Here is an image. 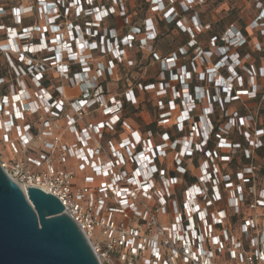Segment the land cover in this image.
I'll return each mask as SVG.
<instances>
[{"label": "built area", "instance_id": "1", "mask_svg": "<svg viewBox=\"0 0 264 264\" xmlns=\"http://www.w3.org/2000/svg\"><path fill=\"white\" fill-rule=\"evenodd\" d=\"M145 1L148 14L136 21L133 0H36L12 9L11 24H0V55L10 72L0 75V131L20 158L1 166L22 190L56 197L99 264H264V162L256 155L264 150L258 84L264 57L255 65L250 53L237 51L248 37L233 25L204 49L198 37L210 25L200 22L198 9L205 0ZM253 1L259 12L249 29L264 35V0ZM70 9L72 21L65 22ZM5 13L0 8V18ZM34 16L41 23H25ZM115 19L120 29L109 26ZM158 21L185 34L186 44L167 56L157 52ZM254 45L264 55V44ZM133 49L142 56L139 64L128 58ZM143 59L158 64L150 79ZM121 66L141 75L120 96L107 98L103 81L113 76L115 82ZM66 88L78 92L67 97ZM149 92L157 125L172 123L183 137L163 132L155 143L122 120L124 104L135 106ZM258 94L251 112L246 102ZM203 102L208 106L200 108ZM235 102L244 113L231 107ZM215 108L224 111L216 129ZM93 111L104 120L85 123ZM30 117L39 119L38 128ZM118 126L126 140L102 146L103 133ZM240 154L246 162L235 161ZM69 158L79 164V180L64 165L54 166ZM165 215L169 221L160 223ZM95 229L102 241L93 240Z\"/></svg>", "mask_w": 264, "mask_h": 264}, {"label": "rangeland", "instance_id": "2", "mask_svg": "<svg viewBox=\"0 0 264 264\" xmlns=\"http://www.w3.org/2000/svg\"><path fill=\"white\" fill-rule=\"evenodd\" d=\"M36 0H0V8L4 9L6 11L5 15L1 16L0 18V24H11L12 22V18L10 17V12H12V9L15 7H18L19 5H23V6H27L30 4H34ZM52 1V0H51ZM99 2H105V0H98ZM144 3V1L142 0H133L132 3H130V7H131V15L133 17V19L136 20H140L141 17L147 15V10L144 9L142 5ZM141 8V9H140ZM203 9L205 11L206 15V19L208 20H212V14L216 15V22L213 23L211 25V29L212 32L215 33H222L224 31V29L227 27H229L230 22H236L239 28L242 32H244L246 34V36L248 37V47L247 49L252 50L253 52H255V45L254 43L258 42L261 46L264 44V35H261V29L257 28V29H253L250 30V32L248 31L249 28V24L252 21L251 18L255 16V14L257 13V9L255 7V4L253 2V0H206ZM137 15H133L135 13ZM65 22H70L72 21V11L71 9L67 12V16L65 17ZM219 20V21H218ZM36 21L37 23H41L40 20H38V17L36 18V16H34V20H26L25 23H30V22H34ZM207 21V20H205ZM110 23V22H109ZM233 25V24H232ZM234 26V25H233ZM236 27V26H235ZM264 28V27H261ZM169 33L163 31L162 35L160 36V40L162 38H164L165 36H167ZM2 33L0 32V40L2 39ZM255 38H257V40H255ZM169 39L159 43L158 45H156V49L158 51H163V50H168V49H172V46L169 44ZM171 42V41H170ZM172 43L176 46V41H172ZM203 46L205 47V49H210L207 45L206 42H203ZM174 47V46H173ZM246 49V48H244ZM133 53L135 54L133 55V57L130 58V54L128 55L129 59H135L139 64V60L140 58H142V56H140V54H137V49H133L132 50ZM211 52H213V54H215L214 50H211ZM256 53V52H255ZM257 54V53H256ZM146 55V53H145ZM264 57V55L262 56ZM108 57H104V60H107ZM99 60H101V58H99ZM258 61L255 63L256 65H260V60L257 59ZM143 62H146L145 59H143ZM249 63L253 62V59L248 61ZM146 63H144L145 65ZM147 79H150V75H152L151 72H153L154 68H151V70L149 71V67H147ZM124 69V70H123ZM141 69L139 68H127L124 66H121L119 68V70L117 71V79L114 82L115 77L112 76V79L107 78L106 80L103 81V86L105 88V92L107 95V98L111 97V96H120L122 91L124 89H126L127 84H134V82L136 80L139 79L141 72ZM9 69L6 66V62L4 61V58L2 55H0V75H3L5 77H9L10 75ZM153 74H155V72H153ZM126 79L129 80L126 81ZM146 79V80H147ZM55 81H53L52 83H54ZM258 84H260L261 86V91H264V78L262 79H258ZM210 88V91L213 92L212 88ZM78 90L74 89V90H68L67 91V97L77 93ZM76 97V95L74 96ZM241 102H235L231 105V107H235V108H243V106L241 105ZM246 105L248 106V109L253 112L257 105H258V100L256 101H249L246 102ZM204 106H208L207 102H203L200 104V108L204 107ZM262 106V104H261ZM229 109V108H228ZM200 111V110H199ZM157 112L158 110L156 109V98L154 97L153 92H149L143 95V97H141L140 101L138 102L137 105H135L134 108L132 107H128V106H124L123 108V119L124 121H126L131 128L133 129H137L139 130L143 135H147L149 138L152 139L153 142L155 143H160L162 142L161 140V132L165 131L167 127H161L157 125ZM179 115V113H174L173 118L171 121H174L175 118ZM224 115V111L221 108L216 109L215 108V113L212 116V119L215 120V122L217 123L218 127H223V123H224V119L222 118ZM104 118L102 116H100V112L99 111H93L90 112L87 117H85L84 121L85 123H98L99 121H103ZM27 122L30 123L31 125H33L35 128L39 127V119L37 117H30L27 118ZM64 121H60L61 125H64ZM200 125L202 126V124L200 123ZM170 126V125H169ZM151 131V135H148V131ZM169 130L172 131V128L169 127ZM35 133H39L38 131H36ZM2 131H0V162H5L8 165H10L12 163V161L14 159H18L20 158V156L15 157V155L12 153V151L10 150V146L6 143H3L2 141ZM39 134L35 135L34 137V141L33 143L35 145H40V141H39ZM184 134L181 135H176L177 138H181L183 137ZM125 136H127V133L122 130L120 127L116 128L114 131H107L103 133V137L101 140V145L105 146L107 141H112L114 144H116L121 138H124ZM68 139H71L70 135L66 136ZM12 139H14V135L12 134L11 136ZM66 140V139H65ZM184 139H182L183 141ZM183 144H185V141L182 142ZM22 157V156H21ZM200 160V157H196L194 158V161H198ZM262 162H264V157L261 159ZM63 165L66 167L65 169L67 170H72L75 174H76V178L79 180L80 177L83 176L82 172L79 170L78 168V163L75 162L73 159H67L64 164L58 165V164H54L56 169L59 170H63ZM87 175H91L89 173V171L86 172ZM97 181V179H96ZM78 184H80V182H78ZM72 186H77V183H72ZM170 219L169 215H165V216H159L158 220L160 223L164 222H168ZM93 240H99L102 241L101 237H100V233L99 230L95 229L94 230V238ZM216 258V262H219V260H221V258L219 256H215ZM229 262L226 260L224 262V264H228Z\"/></svg>", "mask_w": 264, "mask_h": 264}, {"label": "water", "instance_id": "3", "mask_svg": "<svg viewBox=\"0 0 264 264\" xmlns=\"http://www.w3.org/2000/svg\"><path fill=\"white\" fill-rule=\"evenodd\" d=\"M0 264H99L59 200L22 190L0 163Z\"/></svg>", "mask_w": 264, "mask_h": 264}, {"label": "trees", "instance_id": "4", "mask_svg": "<svg viewBox=\"0 0 264 264\" xmlns=\"http://www.w3.org/2000/svg\"><path fill=\"white\" fill-rule=\"evenodd\" d=\"M142 1H144V3L142 4V5H144V6H142L144 9H146L147 10V3H146V1L145 0H142ZM254 2V1H253ZM254 4H255V2H254ZM141 9V8H140ZM258 12H259V10L257 9V13L255 14V16L258 14ZM137 15V13H136V10H135V16ZM254 16V17H255ZM144 17V16H143ZM254 17H252L251 18V20H253V18ZM142 18V17H141ZM140 18V19H141ZM159 23H157V31H158V34H159V38H158V40L156 41V44H155V49H156V45H158L159 43H161L160 42V36L162 35V32L163 31H169V30H172V29H174V30H176L179 34H181V35H184L185 36V40H184V42H183V44L182 45H180V46H184L185 44H186V42H187V36L185 35V34H183V33H181L179 30H177L173 25H166L164 22H160V21H158ZM163 25H165V27H168V26H170V29H168V30H164V28H163ZM232 25V24H231ZM109 26H113V22L112 21H110V23H109ZM230 26V25H229ZM237 28V27H236ZM238 29V28H237ZM238 30H240V29H238ZM241 31V30H240ZM242 32V31H241ZM243 33V32H242ZM222 33H215V32H212V29H211V26H210V29H208L207 31H205V32H203L199 37H198V42H199V44L205 49V47L203 46V42H206L207 43V45H208V40H209V38L211 37V36H214V35H221ZM244 35H246L245 33H243ZM255 40H257V38H255ZM174 42H175V39L173 40ZM172 42V41H171ZM248 43L246 44V46L245 47H243V48H240V49H238L237 51L238 52H240L241 54L242 53H250V56H251V60L253 59V62L252 63H256L258 60L257 59H260V57H262L263 56V54L262 53H255V52H253L252 50H249V49H247V47H248ZM180 46H177V47H180ZM244 48H246V49H244ZM156 51L158 52V50L156 49ZM160 53V52H159ZM256 65V64H255ZM124 70V69H123ZM195 83V82H194ZM196 84V83H195ZM200 85H202L203 83H199ZM146 94V93H145ZM259 99H260V95L258 94V96H257V98L256 99H253V100H247V102H249V101H256V100H258V102H259ZM124 106H128V107H132V108H134L135 106H131L130 104H124ZM124 106H123V108H124ZM157 109V108H156ZM238 110H239V113H244V110L242 109V108H238ZM179 112V111H178ZM121 118H122V120H124L123 119V114L121 115ZM260 118H261V122L263 123L262 124V127H264V114H263V111H261V114H260ZM212 121H213V123H215L216 124V126L214 127L215 129H216V127H217V123L215 122V120L214 119H212ZM119 127V126H118ZM117 127V128H118ZM165 127H167L166 128V130L165 131H162L161 133H163V132H167L169 135H170V137L173 139V138H177L176 137V135H181L180 133H178L177 132V130H176V126L175 125H173L172 123H170V126L169 125H167V126H165ZM169 127L170 128H172V131H170L169 130ZM150 131V130H149ZM151 132V131H150ZM212 138H213V136H212ZM234 139H235V141H237V142H241V143H244V140H243V138L241 137V136H234ZM208 146L209 147H211V146H213V142L212 141H210L209 142V144H208ZM256 155L259 157V159H261V158H263L264 157V150L263 149H261V150H259L257 153H256ZM235 161H237V162H241V163H244V162H246V160L244 159V157L242 156V154H240L236 159H235Z\"/></svg>", "mask_w": 264, "mask_h": 264}, {"label": "crops", "instance_id": "5", "mask_svg": "<svg viewBox=\"0 0 264 264\" xmlns=\"http://www.w3.org/2000/svg\"><path fill=\"white\" fill-rule=\"evenodd\" d=\"M205 2H206V0H205ZM205 4V3H204ZM204 4H203V6H204ZM203 6H201L199 9H198V19L200 20V22L202 23V24H209L210 26L213 24V23H215L217 20H216V15L215 14H212V20H208V19H206V15H207V13L205 14V11H204V9H203ZM205 20H207V21H205ZM219 21V20H218ZM229 24H233L234 26H236V27H239V25L236 23V22H230ZM113 25L114 26H116V28H121V25H122V21H120V20H117V19H115V21L113 22ZM163 28H164V30L166 29V30H168V29H170V26H168V27H165V25H163ZM227 29V27L224 29V31ZM239 29V28H238ZM223 31V32H224ZM165 32H168L169 34L167 35V36H165L164 38H162L160 41L161 42H163V41H165V40H167V39H169L170 41H173L174 39H175V41H176V46L172 43V42H170L169 41V44L172 46V49H168V50H163V51H158V52H160L161 53V55H163V56H167V55H169V54H171V53H173V52H175L176 51V49L178 48L177 46H180V45H182L183 44V42H184V40H185V36L184 35H181V34H179L176 30H174V29H172V30H169V31H165ZM222 32V33H223ZM244 33V32H243ZM174 46V47H173ZM133 53V51L131 50L130 52H129V54H130V57H133V55H135V54H132ZM138 55V52H137V54H136V56ZM146 64H148V66L150 67V69L151 68H154L153 70H155L157 67H158V64H156V63H153L151 60H149V61H147L146 62Z\"/></svg>", "mask_w": 264, "mask_h": 264}, {"label": "bare ground", "instance_id": "6", "mask_svg": "<svg viewBox=\"0 0 264 264\" xmlns=\"http://www.w3.org/2000/svg\"><path fill=\"white\" fill-rule=\"evenodd\" d=\"M248 31L250 32V29L248 28ZM75 89H77V88H75ZM68 90H72V89H69V88H66V90H65V95L67 96V91ZM74 90V89H73ZM78 90V89H77ZM126 138H127V136H125L124 138H122V139H124V140H126Z\"/></svg>", "mask_w": 264, "mask_h": 264}]
</instances>
